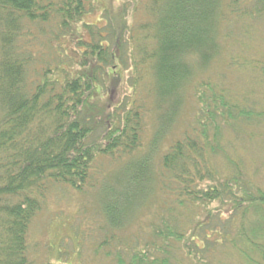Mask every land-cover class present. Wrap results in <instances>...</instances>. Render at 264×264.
I'll return each instance as SVG.
<instances>
[{"label":"trees","instance_id":"trees-1","mask_svg":"<svg viewBox=\"0 0 264 264\" xmlns=\"http://www.w3.org/2000/svg\"><path fill=\"white\" fill-rule=\"evenodd\" d=\"M95 4L0 0V264H35L31 226L57 189L96 194L110 232L127 230L159 196L150 225L133 240H118V264H182L177 252L186 253L188 264H215L213 250L240 257V264H264V188L231 161L223 144L240 121L252 131L261 125L264 107L248 103L249 94L248 106L244 97L238 102L207 76L197 94L203 106L197 122L156 160L168 127L158 122L144 143L146 100L122 102L106 120L110 100L97 103L119 84H130L135 97L140 81L148 80L157 107L175 97L176 112L195 74L221 57V37L231 38L225 25L264 22V0H137L123 4L121 21L107 8L104 27L84 21ZM137 11L144 21L131 26L126 14ZM243 61L232 63L264 77V56ZM119 62L136 68L131 81L115 71ZM253 83L250 94L264 87L258 76ZM217 156L234 171H221Z\"/></svg>","mask_w":264,"mask_h":264},{"label":"rangeland","instance_id":"rangeland-1","mask_svg":"<svg viewBox=\"0 0 264 264\" xmlns=\"http://www.w3.org/2000/svg\"><path fill=\"white\" fill-rule=\"evenodd\" d=\"M136 1L96 0L93 12L88 14L84 18V21L91 25H98L99 27L106 26L108 18L103 12L109 7L112 15L121 21V7L123 4L125 3L126 6L132 7V3ZM137 12H128L126 14L129 25L137 26L144 21L142 12ZM223 29L224 32L231 35V38L221 37V41L224 44L221 57L211 64L205 72H197L195 74L187 86L184 104L182 107H178L176 112L173 104L175 97L167 99L165 109L161 110L157 107L156 90L149 95L146 87H149L150 84L148 80H145V82L140 81L139 83V90H142V93L139 92L135 97L132 96L133 87L128 83V85L124 86L123 84H119L118 87H115L108 93L107 98L104 95L99 96L97 103L100 106H104L110 100V105L113 107L105 114V120L108 114L112 111L115 112L116 110L113 109L122 102H132L134 98H137V104L143 105V102L146 100V104L144 105L147 109H144V111L146 110V116L143 121L144 143L146 145L150 144L158 122L164 121L168 127L166 138L161 141L156 149L158 152L156 156L157 160V157L159 158V155L162 156L173 141L181 138L183 132L191 124L197 122L198 117H200V111L203 109V106L198 95L207 76H211L219 88L228 89L229 96H238V102L244 97L243 102L248 106L245 97L249 94L248 103H252V105L258 106V108L264 107V87L259 92H252L250 94L252 84H254L253 82L257 76L262 80H264V77L257 75V72L253 70H245L246 68L239 69L232 63L234 57L238 58L239 62L242 63L245 59L249 60L264 56V22L251 24L250 22L237 20V22H233L232 24L228 22ZM89 37V35L86 36L87 39ZM61 43L63 44L62 41ZM70 49L71 56L76 57L73 54L75 48L72 46ZM118 64L120 66H116L115 71L122 78H128L131 81L130 75L136 72V68L133 70L130 66L128 70L127 66L125 67L120 62L116 63V65ZM222 75H224V78H218ZM101 89L103 90L102 87ZM209 95L212 97L211 93ZM131 96L132 98H130ZM209 101H211L210 106L214 108L213 99L209 98ZM223 111L225 110L223 109ZM117 113L122 114L123 111L119 110ZM220 113L221 111L218 113L219 117L217 120L219 124L222 122ZM202 117H204V114ZM204 121L207 122L206 120ZM237 127L236 131L226 132L223 137V144L230 154H228L229 158L240 166L249 180L264 188V122L261 125H257L253 131L250 129L253 126L243 123V121H240ZM251 131L256 134L253 141H251L248 134ZM102 133L104 131L98 137ZM148 148V146L145 147V150H148ZM214 160L226 175L229 169L230 171H234L233 168L228 167L227 162L229 161L226 158L217 156ZM97 200L96 194L87 193L82 195L65 189L53 191L31 226L29 255L33 262L35 264H118L117 257L119 256L120 249L118 240L120 238H123L125 242L133 240L131 238H135L134 235L142 232V227L150 225L155 211L161 205V199L158 196L153 199L151 205L142 210L141 215L130 224L127 230L110 232L105 224L103 214L99 210L100 205L96 203ZM172 206L176 208L174 205ZM215 207H219V204H215L213 208ZM229 207L230 204L224 208L225 210H229ZM227 215L225 214L226 217ZM182 222L188 225V220L184 217L182 218ZM113 235L115 239L111 241ZM215 239L213 236L211 241ZM108 241L109 244L107 243ZM198 243L201 244V238H199ZM220 251L222 252L213 250L209 260L213 258L211 261H214L215 264H240L243 262L240 257H228L226 250ZM185 254V252H177V257L181 260L182 264H188L187 260L183 259L186 256ZM124 256L127 258L126 255Z\"/></svg>","mask_w":264,"mask_h":264}]
</instances>
